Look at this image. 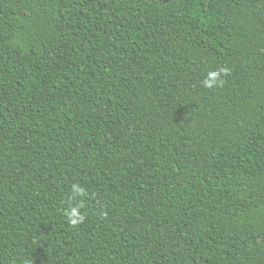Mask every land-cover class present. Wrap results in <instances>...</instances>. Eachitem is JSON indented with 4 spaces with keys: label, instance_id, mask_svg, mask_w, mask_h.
Segmentation results:
<instances>
[{
    "label": "trees",
    "instance_id": "trees-1",
    "mask_svg": "<svg viewBox=\"0 0 264 264\" xmlns=\"http://www.w3.org/2000/svg\"><path fill=\"white\" fill-rule=\"evenodd\" d=\"M0 264H264V0H0Z\"/></svg>",
    "mask_w": 264,
    "mask_h": 264
},
{
    "label": "clouds",
    "instance_id": "clouds-1",
    "mask_svg": "<svg viewBox=\"0 0 264 264\" xmlns=\"http://www.w3.org/2000/svg\"><path fill=\"white\" fill-rule=\"evenodd\" d=\"M217 78V74L216 73H212L209 79H206L203 81V85L206 88H211L214 86L215 80ZM72 215H75V211H73ZM82 219V218H81ZM77 221L76 220H72V223L75 224Z\"/></svg>",
    "mask_w": 264,
    "mask_h": 264
}]
</instances>
